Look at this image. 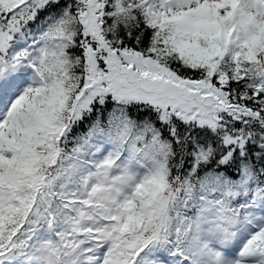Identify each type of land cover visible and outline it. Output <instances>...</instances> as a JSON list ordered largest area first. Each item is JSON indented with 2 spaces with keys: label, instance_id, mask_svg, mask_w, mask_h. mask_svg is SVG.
<instances>
[{
  "label": "snow or ice",
  "instance_id": "snow-or-ice-1",
  "mask_svg": "<svg viewBox=\"0 0 264 264\" xmlns=\"http://www.w3.org/2000/svg\"><path fill=\"white\" fill-rule=\"evenodd\" d=\"M0 264H264V0H0Z\"/></svg>",
  "mask_w": 264,
  "mask_h": 264
}]
</instances>
